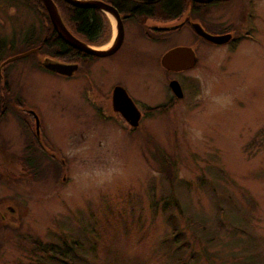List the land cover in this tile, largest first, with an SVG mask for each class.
<instances>
[{
	"label": "rangeland",
	"instance_id": "1",
	"mask_svg": "<svg viewBox=\"0 0 264 264\" xmlns=\"http://www.w3.org/2000/svg\"><path fill=\"white\" fill-rule=\"evenodd\" d=\"M30 9L0 0L11 55L32 49ZM195 18L235 39L218 46L184 27L154 41L127 21L118 53L78 75L45 70L47 51L7 67V96L35 116L30 128L17 108L0 118V264H67L34 253L40 241L77 264H264V0L219 1ZM108 20L93 44L115 37ZM175 44L195 49L194 67H162ZM117 85L143 113L138 128L114 113ZM163 152L174 166L161 168Z\"/></svg>",
	"mask_w": 264,
	"mask_h": 264
},
{
	"label": "water",
	"instance_id": "2",
	"mask_svg": "<svg viewBox=\"0 0 264 264\" xmlns=\"http://www.w3.org/2000/svg\"><path fill=\"white\" fill-rule=\"evenodd\" d=\"M43 5L48 10L52 24L55 30L59 33L64 41H66L71 46L77 48L80 51L85 53L104 57L113 54L116 52L124 41L125 29L123 19L129 17V14H122L118 8L105 0H65L68 3L82 8H93L99 9L104 12L108 18H112L115 23V37L112 38L111 42L105 46H97L93 43H88L79 37H77L64 23L61 12L54 2V0H40ZM201 3H209L213 0H193ZM190 12V10H189ZM183 19V18H180ZM110 20V19H109ZM174 24L171 26L164 27L165 29L177 28L181 26L184 22L181 20L178 22L174 21ZM192 27L194 31L199 34L202 38L209 41L212 44H225L231 42L235 39V34L233 32L229 33H211L206 30L203 24L199 20H194L192 22ZM37 48H32L31 50L24 51L18 54H15L7 58L2 64L4 65L7 62L19 59L26 55H29L35 52ZM161 65L168 71L179 72L186 70L188 68L194 67L198 62V55L195 49L190 45H178L166 50L160 59ZM39 63L50 71L57 72L61 75L72 76L75 75L78 70L77 63H67L52 57H44L39 60ZM170 87L175 94V96L181 98L184 95L183 88L179 80L173 79L170 81ZM113 110L118 111L122 114L125 120L132 127H137L140 124L142 117V112L137 106L133 98L129 95L128 91L122 85L115 86L113 90ZM37 132L39 134V120H37ZM62 159V158H61ZM60 159V160H61ZM64 161V159H62ZM6 205H10L6 203ZM15 205V204H14ZM1 208V206H0ZM1 210V209H0ZM10 211L13 212L12 209ZM3 217V213L0 212V219L6 221V218Z\"/></svg>",
	"mask_w": 264,
	"mask_h": 264
},
{
	"label": "flooded vegetation",
	"instance_id": "3",
	"mask_svg": "<svg viewBox=\"0 0 264 264\" xmlns=\"http://www.w3.org/2000/svg\"><path fill=\"white\" fill-rule=\"evenodd\" d=\"M16 1H18V2H21V1L23 2L24 1L26 4L30 5V8H31L30 10L33 12V19L40 20L38 23H36V21H31V23H30L31 26L29 27L30 30L28 32L29 37L25 38L26 43L24 44V47L26 48V50H27V48H30L31 46H34V45L37 46L38 44H40L39 42H35V43L31 42V41H34V37H37V38L45 41L47 38L48 39L50 38V36H51L50 34H53V32L56 33V35L53 34L54 40H56V46H49L48 44H46L47 45L46 47H42L40 49L37 48L38 51L36 53H34L32 55H28L26 57H32L33 56L36 60H38V57L36 58L35 56L36 55L38 56L39 54H43V52L47 51L46 53H48V54H50L52 56H55L56 59H58V60H61V61L67 62V63H77L78 64V70H77L78 74L81 73V68L84 65H90L92 63L91 61L93 59L100 58L98 56H94V55L85 53L83 51L77 50V48L71 46L66 41H64L62 39V37L59 35V33L55 30V28H54V26L52 24L50 15L48 13V10L46 9V7L39 0H34L33 2L30 1V0H16ZM152 1H156V0H146L145 2L150 3ZM192 1L193 0L190 1V4L188 5V9H186V11H184V14L179 15L177 18H160V17H156V16H143V17L138 18V19L133 18V17H128L126 19H123L125 35H124V41H123L122 45L113 54L108 55V56H104V57H101V58L112 57L116 53H118V51L121 49V47L123 46V44L125 42V37H126L125 25H126L127 21H131L137 27L139 26L142 29L141 35L144 36L145 38L149 39V40H154V41L167 40V39H169L168 37L170 36V33L174 32V31H180L184 27L189 28L191 30V32L195 35L197 40L198 39H202L201 36L194 31V29L192 27V22L194 20H199L198 18H195V17H197V14H201L203 12V8L204 7L203 6L197 7V8H199L198 11H195L193 8L191 9V6H192L191 2ZM219 1H224V0H213L212 2H209V3H201V2H197V3L209 4L210 7H211L212 5L218 3ZM193 2H196V1H193ZM189 10H190V12H189ZM186 13H191L192 16L187 17L186 19H180V18H183ZM177 20H178V22L182 20L184 23L181 26L177 27V28H170V29H165L164 28V27L173 25L174 24L173 22L177 21ZM63 21L66 24V26L69 28V26L67 25L66 21L64 19H63ZM199 21L203 24V26L206 28V30H211L210 28H208L207 24L205 23V21L203 19H200ZM36 26H39V27L37 28ZM70 30L77 36V34L72 29H70ZM21 33H22V31H21ZM14 39H15V37H14ZM80 39H82V38H80ZM61 40H63L66 44H68L74 50L70 51L69 53L65 52L64 49L61 48V45H60ZM202 40L204 41V39H202ZM8 45L10 46V42L8 43ZM178 45H184V44L171 45L169 48H172V47L178 46ZM221 45H224V44H221ZM218 46H220V45H218ZM55 47H56V49H55ZM16 52H17L16 51V46L13 49H10V50L8 48L7 49V54L3 55V58L0 60V71H1V74L3 73L4 76H5L4 82H5V79L7 78V73H6L7 67L11 63H13L14 61H16L18 59L10 61V63L7 62L4 65L2 63L7 58L13 56L11 54L16 53ZM41 68H43V67H41ZM43 69H45V68H43ZM45 70H47V69H45ZM48 71H50V70H48ZM77 72H76V74H77ZM182 72H184V70ZM56 75L60 76L61 74L56 73ZM62 76H64V75H62ZM65 77H70V76H65ZM169 86H170V84H169ZM114 88H113V90H114ZM7 94H4L3 92H1V95H0V114L4 115L6 113V111L9 108H11V107L17 108L19 110H22L23 113H25V119H24V120H26L25 124L29 128L32 127L31 126V122H32L31 119H32V117L34 118L35 114H34V112L32 110H29V109L26 110L25 109V108H27L25 106V105H27V102H24L23 100H19V99L17 101L16 98H12L10 96H7ZM114 113H116V115L121 117V119L123 118V116H122V114L120 112L114 111ZM142 116H143V113H142ZM141 119H142V117H141ZM138 126L137 127H133V128H138ZM32 138H33V140H36L37 144L40 147L41 146V142L38 141V139L36 138L34 132H33ZM1 145H2L1 147L3 148L4 145L3 144H1ZM6 154H7V151H6ZM2 156H3V160L2 161H6L7 156L3 155V154H2ZM19 161L22 164V166L26 167V168L28 167V162H29V164L30 163L33 164L31 159H27V161H23L22 159H19Z\"/></svg>",
	"mask_w": 264,
	"mask_h": 264
},
{
	"label": "trees",
	"instance_id": "4",
	"mask_svg": "<svg viewBox=\"0 0 264 264\" xmlns=\"http://www.w3.org/2000/svg\"><path fill=\"white\" fill-rule=\"evenodd\" d=\"M54 1L56 2L61 12L63 19L66 21L69 28L72 29L77 34V37L82 38L84 41L88 43H96V41H98V36L100 35L101 32H103V28L105 27V24L109 23L107 15L104 12H102L99 9L77 7L68 3L65 0H54ZM105 1L114 4L122 14L126 13L129 14V17L138 19L143 16H156L160 18H177L179 15L184 14V11L188 9V5L190 4L191 0H156L150 3L145 2L146 0H105ZM191 3H192L191 9L193 8L195 11H198L199 8L197 7L199 6L204 7L203 11H205V9H208L210 7L209 4H200L193 1ZM53 34L56 35V33L54 32ZM53 34H50L51 35L50 38L49 39L47 38L45 41L37 37H34V41L31 42L34 43L39 42L40 44H38L37 46L36 45L31 46L30 48H27V50L35 47L40 49L42 47H46L47 46L46 44H48L49 46H56V40H54ZM23 42L24 44L26 43L25 39ZM8 43L9 42H7L6 38L0 36V60L3 58V55L7 53L8 48L10 50L16 46L14 40L10 42V46L8 45ZM60 45L61 48L64 49V51L67 53L74 50L63 40H61ZM4 78H5L4 74L3 73L1 74L0 71V95L1 92H3L4 94L9 93L8 92L9 84L7 82V78L5 79L4 82ZM2 116L3 115L0 114V118H2ZM161 155L163 160V162H161V168L165 169V167H169L168 164L170 165L173 164L171 158L166 153L163 152V154ZM164 160H166L167 162H164ZM172 175H173V171H172ZM174 233H179V232L174 231ZM79 241L77 242L82 247L83 245ZM36 243L33 250L34 253H39V254L47 253L48 256L54 257L52 259L56 260V258H59L62 259L67 264H77L73 260V258L67 255L66 251L62 249L61 250L57 249L56 244L54 243L41 244V241L39 244ZM73 244L75 246H79L76 243V241H73ZM179 254H180L179 259H181V257H183L181 256L182 253L180 252ZM256 262L257 261L253 259L250 264H256Z\"/></svg>",
	"mask_w": 264,
	"mask_h": 264
}]
</instances>
